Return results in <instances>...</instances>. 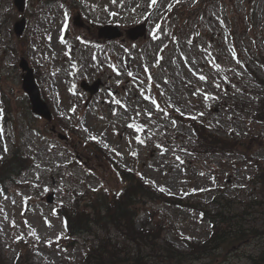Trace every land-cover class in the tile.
I'll return each mask as SVG.
<instances>
[{"label":"rangeland","instance_id":"rangeland-1","mask_svg":"<svg viewBox=\"0 0 264 264\" xmlns=\"http://www.w3.org/2000/svg\"><path fill=\"white\" fill-rule=\"evenodd\" d=\"M21 16L18 35L13 24ZM141 21L147 34L133 40L98 32L103 24L124 30ZM20 56L35 69L51 121L31 110ZM251 72L264 77V0H26L23 12L0 0V169L16 150L32 159L0 186L3 263L79 264L85 236L70 240L59 213L87 194L121 187L110 158L181 198L151 200L139 211L135 228L161 223L159 244L187 251V241L204 242L217 212L232 219L230 235L236 221L262 230L264 110L257 109L264 87ZM97 78L102 85L93 94L79 85ZM157 90L186 121L156 105ZM192 121L205 129L204 144L223 136L231 152H204ZM106 233L124 239L113 226ZM262 244L263 237H247L237 250L213 252L214 262L251 264L247 255Z\"/></svg>","mask_w":264,"mask_h":264},{"label":"trees","instance_id":"trees-1","mask_svg":"<svg viewBox=\"0 0 264 264\" xmlns=\"http://www.w3.org/2000/svg\"><path fill=\"white\" fill-rule=\"evenodd\" d=\"M244 67L246 68V64ZM251 74L256 77L253 79L264 87V77H258L255 72H251ZM156 103L175 121H186L185 117L175 113L177 111L163 101L158 90ZM259 103L257 110L263 111L264 94L259 99ZM192 126L196 138L201 141L199 147H202L204 152H231L226 150L223 136L215 143L207 142L204 144L203 141L206 140L205 129L193 121ZM97 145L96 147L99 149ZM109 161L117 171L116 177L121 187L118 190H99L87 194L88 198L86 201H82V204H79V198L75 201L74 206L65 207L59 213L65 220L70 237L74 235L85 236L86 249L83 251L79 264H158L155 257L159 258L160 264H219L220 262H214L213 252H220L222 248L231 250L233 246H239V243L247 237L249 239L264 238V228L248 232V230L241 229L237 225V221L234 225L237 231L230 232V235L229 232H226V225L230 226L232 219L227 221V217H216V215L222 214L217 212L216 215H212L208 219L209 237L205 238L204 242L187 241L190 247L187 251L177 250L170 242L164 241L159 244L161 223L154 227L151 225L148 227L143 221V226L135 228L134 223L140 214L139 211L145 203L151 200L161 199L180 204L182 203L181 198L176 200L169 198L164 191L147 186L133 172L119 170L114 159L110 158ZM31 166V158L23 155L19 150L13 151L11 157L4 162L3 168L0 169V183L3 184L4 180H11L13 176L20 175ZM146 216L151 219L152 214ZM219 219L225 225H222ZM108 226L119 229L123 233L124 239L122 241L112 240L106 233ZM93 228L105 229L99 234V230ZM70 240H73L72 237ZM248 257L251 264H264V244L263 249L258 254ZM0 264H4L1 258Z\"/></svg>","mask_w":264,"mask_h":264},{"label":"water","instance_id":"water-1","mask_svg":"<svg viewBox=\"0 0 264 264\" xmlns=\"http://www.w3.org/2000/svg\"><path fill=\"white\" fill-rule=\"evenodd\" d=\"M18 10L22 11L24 8V0H14ZM25 19L21 18L20 20L14 23V30L17 34H21L24 28ZM145 23H140L131 28L127 29V35L135 39L140 35L145 33ZM100 35H105L108 37H115L121 34L120 29L115 25H104L99 29ZM20 67L25 70L23 74V89L28 93L32 111L38 115L45 117L46 119H51V113L47 103L41 98L40 91L38 86L35 83L33 69L29 67L28 62L25 58H21L19 62ZM101 83L100 79L95 80L92 84H89L85 80L81 81V86L84 89L94 93L97 91L99 84ZM61 136V135H60ZM52 194L48 195V200H51Z\"/></svg>","mask_w":264,"mask_h":264},{"label":"snow or ice","instance_id":"snow-or-ice-1","mask_svg":"<svg viewBox=\"0 0 264 264\" xmlns=\"http://www.w3.org/2000/svg\"><path fill=\"white\" fill-rule=\"evenodd\" d=\"M155 3H156V0H152V4H155ZM201 78L203 79V77H201ZM116 103H120V101H116Z\"/></svg>","mask_w":264,"mask_h":264}]
</instances>
